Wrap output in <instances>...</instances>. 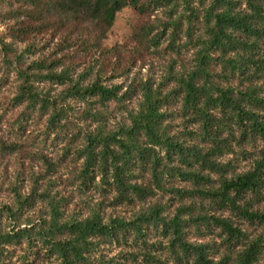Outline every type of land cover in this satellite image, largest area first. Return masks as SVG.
Segmentation results:
<instances>
[{
  "label": "trees",
  "instance_id": "trees-1",
  "mask_svg": "<svg viewBox=\"0 0 264 264\" xmlns=\"http://www.w3.org/2000/svg\"><path fill=\"white\" fill-rule=\"evenodd\" d=\"M9 87L0 264H264V0H0Z\"/></svg>",
  "mask_w": 264,
  "mask_h": 264
},
{
  "label": "rangeland",
  "instance_id": "rangeland-1",
  "mask_svg": "<svg viewBox=\"0 0 264 264\" xmlns=\"http://www.w3.org/2000/svg\"><path fill=\"white\" fill-rule=\"evenodd\" d=\"M137 14L132 11V9L125 8L121 12L116 15L115 21L113 26L111 27L110 31L107 34V38L104 40V45L106 47H112L114 45H127L133 46L132 42V33L135 26L139 23ZM52 44L55 43V40L51 42ZM147 63L146 55H143L142 60L138 64V67L141 66V73L147 74V70H149V65ZM10 93V87L2 89L0 94L1 97L8 96ZM39 172L40 167L38 165L32 164L30 165L27 160L17 157V156H0V183L4 185V189L0 191V206L4 204H11L13 202V194L9 190V185L15 182L17 177L20 175L22 177L19 182L21 186V190L23 192L28 191V173L29 169ZM64 172L61 170L58 173L57 178L59 179L58 183L60 184L57 189L61 191L62 194L67 195L68 189L64 186L62 180L64 179ZM76 200H72L71 204L69 205L70 208L78 209L79 205ZM76 204V205H75ZM32 211H30L31 213ZM118 250L111 249L106 252V258H110L117 253Z\"/></svg>",
  "mask_w": 264,
  "mask_h": 264
}]
</instances>
